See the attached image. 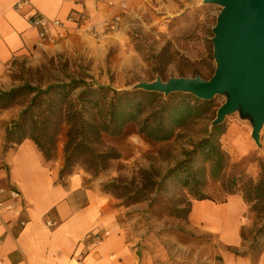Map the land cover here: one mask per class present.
<instances>
[{
  "label": "rangeland",
  "instance_id": "obj_1",
  "mask_svg": "<svg viewBox=\"0 0 264 264\" xmlns=\"http://www.w3.org/2000/svg\"><path fill=\"white\" fill-rule=\"evenodd\" d=\"M132 12L129 17L131 27L125 37V51L131 49L140 55V61L118 55L110 49L103 61L95 60L86 51L70 54L49 55L45 52L14 64L9 71L12 87L24 82L43 85L55 74L67 72L86 73L100 84L110 85L118 90L133 89L140 81H153L162 70L161 80L172 76L193 77L198 74L209 78L215 67L211 38L212 27L220 6L203 0H128ZM165 48L168 63L160 60L159 54ZM224 101L223 96L214 97L209 112L202 118L187 122L184 127L175 128L169 140L154 141L137 133L136 126H130L119 136L104 135L97 148L111 151L118 158L109 159L97 174L81 159L70 168L71 172L85 175L88 181H98L109 200L116 206L137 209L125 210V218L131 227L142 233L139 242H167V260L163 255L155 264H222L216 253L212 235H198L187 225V215L193 199L191 192L177 182L176 176L167 170L183 158L184 151L191 149L211 126L216 110ZM14 107L22 108L17 104ZM224 132L220 136L221 148L228 154L230 163L224 171L221 184H229L233 176L244 172L253 184L260 180L262 162L264 169V123L260 130V145L251 138V125L247 118L237 112L225 116L222 121ZM64 134L59 135L54 160L63 164ZM118 187L107 186L110 183ZM127 190H126V189ZM219 183H210L207 194L216 197ZM242 188V187H241ZM222 189H225L222 187ZM250 198H254L253 187H244ZM238 193V192H236ZM264 194V191H263ZM131 197L138 198L130 203ZM246 203V202H245ZM249 222L241 228L245 244L242 254L256 259L264 247V237L257 232L264 224V205L258 200L247 202ZM143 208L146 214H138ZM136 215V216H135ZM259 242H254L253 238ZM184 257H180V255ZM196 256L198 263H191Z\"/></svg>",
  "mask_w": 264,
  "mask_h": 264
},
{
  "label": "crops",
  "instance_id": "obj_2",
  "mask_svg": "<svg viewBox=\"0 0 264 264\" xmlns=\"http://www.w3.org/2000/svg\"><path fill=\"white\" fill-rule=\"evenodd\" d=\"M18 1L0 0L2 91L12 87L9 71L14 64L43 52L66 55L84 50L93 59L103 61L114 48L118 55L140 61L139 53L124 49L126 32L131 27L128 0L124 10L120 7L122 0H29V6L16 9ZM81 9L89 13L92 23L121 12L119 32L95 40L76 30L66 18ZM32 10L62 20L67 32L62 33L64 27L53 28L50 33L54 40L40 39L27 20ZM16 105L0 109V188H17L24 210L19 215L4 208L0 212V264H79V253L84 254L83 264H155L161 255L167 260V242L138 241L142 232L133 229L131 220L125 218V210L137 207L116 206L98 181H88L78 172L60 177L61 162L46 160L28 138L3 151L6 129L22 109ZM138 209L141 213L136 215L146 214L143 208ZM248 211L239 193L223 202L193 199L187 225L198 235L213 236L222 264H264V248L254 260L240 253L245 251L241 228L250 221ZM22 219L24 225L19 222ZM47 220L55 224L47 225ZM90 231H99L103 238L87 249L80 241ZM197 259L193 256L190 261L198 263ZM206 259L213 264L209 256Z\"/></svg>",
  "mask_w": 264,
  "mask_h": 264
},
{
  "label": "trees",
  "instance_id": "obj_3",
  "mask_svg": "<svg viewBox=\"0 0 264 264\" xmlns=\"http://www.w3.org/2000/svg\"><path fill=\"white\" fill-rule=\"evenodd\" d=\"M158 58L168 63L170 58L165 48ZM156 70L162 77L160 67ZM49 79L43 85L24 82L8 90H0V109L22 105L17 118L6 129L2 149L5 151L28 138L46 160H54L59 135L64 134L60 177L71 173L70 168L76 159L85 161L91 172L97 174L109 159L118 158L111 151L97 148L104 135L119 136L130 126H136L137 133L147 139L169 140L175 128L202 118L214 101V98L202 100L183 92L164 96L156 91L141 89L118 90L96 82L86 73L67 72L66 68L62 69V76L55 74ZM223 132L222 124L210 126L191 149L184 151L183 158L167 170V177L174 174L177 182L186 187L195 199L223 202L229 195L238 192L246 203L258 200L264 205V173L254 184L244 172L233 176L228 185L221 184L230 163L228 154L220 144ZM259 166L263 171L262 162ZM217 182L220 189L215 190L216 197L208 195V185ZM114 183L107 186L118 187ZM246 185L254 188V198L245 192ZM129 199L130 203H134L138 198ZM258 231L257 236L264 237V224ZM253 241L259 242L256 236Z\"/></svg>",
  "mask_w": 264,
  "mask_h": 264
},
{
  "label": "water",
  "instance_id": "obj_4",
  "mask_svg": "<svg viewBox=\"0 0 264 264\" xmlns=\"http://www.w3.org/2000/svg\"><path fill=\"white\" fill-rule=\"evenodd\" d=\"M217 4L220 10L212 27L214 71L205 79L159 76L140 81L133 89L156 91L164 96L172 92L189 93L202 100L223 96L211 126L237 112L251 125V138L260 145L264 123V0H203Z\"/></svg>",
  "mask_w": 264,
  "mask_h": 264
},
{
  "label": "built area",
  "instance_id": "obj_5",
  "mask_svg": "<svg viewBox=\"0 0 264 264\" xmlns=\"http://www.w3.org/2000/svg\"><path fill=\"white\" fill-rule=\"evenodd\" d=\"M29 5V0H19L15 4V7L16 9H19L24 6L27 7ZM120 7L121 10L127 8L126 0H122V2L120 3ZM121 17L122 13L119 12L110 17L100 20L99 23H92L89 13L86 10L81 9L68 15L66 20L68 22H73L76 30L86 34L87 36H90L95 40H98L104 35L119 32L121 28ZM27 20L29 24L33 28H35L37 36L40 39L54 40V36H51L50 33V30L53 28L64 27L62 33L67 32L62 20L58 18H49L45 14L37 10H32L27 15ZM1 195L3 196V198L0 197V212L4 208L8 211H15L19 215L24 210L22 195L17 188L13 186L0 188V196ZM19 222L21 225L25 224V221L23 219ZM46 224L53 225L55 223L53 221L47 220ZM102 238L103 236L99 231H90L83 236L80 242L84 243V245H87V249H89L90 246L99 244L102 241ZM83 257L84 254L79 253L77 255V261L79 264H83Z\"/></svg>",
  "mask_w": 264,
  "mask_h": 264
}]
</instances>
